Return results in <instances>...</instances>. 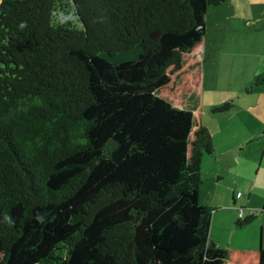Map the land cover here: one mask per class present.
Here are the masks:
<instances>
[{"label":"trees","instance_id":"16d2710c","mask_svg":"<svg viewBox=\"0 0 264 264\" xmlns=\"http://www.w3.org/2000/svg\"><path fill=\"white\" fill-rule=\"evenodd\" d=\"M221 2L0 0V264H264L200 201Z\"/></svg>","mask_w":264,"mask_h":264},{"label":"rangeland","instance_id":"374dc122","mask_svg":"<svg viewBox=\"0 0 264 264\" xmlns=\"http://www.w3.org/2000/svg\"><path fill=\"white\" fill-rule=\"evenodd\" d=\"M213 27L212 19L207 23L206 17L203 123L213 131L218 126L222 130L215 134L214 154L205 155L204 158L200 201L211 205L213 188L244 193L243 197L238 198L237 210H241L242 206L247 207L246 215L254 210L255 219L240 228L230 222L228 228L231 211L221 210L216 220L213 214L210 237L216 236L217 243L222 241L224 247L243 248L247 246L245 239L251 236L256 241L254 247H260L264 246V123L261 120L264 119V82L260 80L264 73L258 75L256 72L258 52L247 49V59L227 58V66L224 62L219 73V60L212 50L215 45ZM216 84L221 88L219 91ZM226 102L233 103L229 110L213 112L214 107ZM250 135L255 138L247 142ZM207 163L212 164L213 171L208 169ZM216 168L220 169V174H216ZM217 198L219 200L221 196ZM223 215L227 216L226 222L222 221Z\"/></svg>","mask_w":264,"mask_h":264},{"label":"crops","instance_id":"0c3cea01","mask_svg":"<svg viewBox=\"0 0 264 264\" xmlns=\"http://www.w3.org/2000/svg\"><path fill=\"white\" fill-rule=\"evenodd\" d=\"M214 8H209L207 13V23L212 19V24L214 25L215 33V45L212 49L217 54L219 60V73L222 72V67L224 62L227 66V58L230 60L236 57H243L244 59L248 58L247 51L251 50L252 52H258V59L256 60L257 74L264 73V0H222L220 5L213 6ZM232 36L231 38H229ZM212 46V44H211ZM259 46V47H258ZM247 49V51H246ZM257 58V53L255 54ZM218 73V72H217ZM219 79V78H218ZM217 91L221 89L216 84ZM214 91V89L212 90ZM264 123V119H262ZM262 123V124H263ZM220 128L215 127L214 131L209 128L211 132L213 142L215 134L218 131H221ZM254 136V135H253ZM250 135L247 137V142H250L255 137ZM215 145V144H214ZM205 158V156H204ZM204 158L201 164V172L204 166ZM208 169L213 171L211 163ZM216 174H220V169L216 168ZM220 177V176H218ZM240 192V191H238ZM201 196V192H200ZM217 196H221V199L218 200ZM244 196V193L241 197ZM201 199V198H200ZM211 207L214 211L213 214L214 220L219 215V212L222 211H231L230 220L227 222V227L230 228L231 224L235 223L237 228V220L239 219L240 209L237 210L238 198L237 191L234 189H228L227 191L219 190L218 188H213L212 190V199ZM243 207V206H242ZM247 208V207H246ZM213 220V217H212ZM220 221V218H219ZM222 221H227V216L223 215ZM244 227V226H243ZM212 240L217 243L216 236L212 237ZM221 240V239H220ZM247 246L243 248L255 249V239L249 236L245 239ZM218 245L223 246L222 241L217 243ZM257 244V243H256ZM227 247L243 249L242 247Z\"/></svg>","mask_w":264,"mask_h":264},{"label":"built area","instance_id":"2783aa9c","mask_svg":"<svg viewBox=\"0 0 264 264\" xmlns=\"http://www.w3.org/2000/svg\"><path fill=\"white\" fill-rule=\"evenodd\" d=\"M241 196H242V193L241 192H238L237 193V197L240 198ZM244 216H245V212H244L243 209H241V211H240V217L243 218Z\"/></svg>","mask_w":264,"mask_h":264},{"label":"clouds","instance_id":"9594fccd","mask_svg":"<svg viewBox=\"0 0 264 264\" xmlns=\"http://www.w3.org/2000/svg\"><path fill=\"white\" fill-rule=\"evenodd\" d=\"M38 219H40L41 221L43 220V217H38ZM5 221L7 222V223H12L13 221H12V218L11 217H8V216H6L5 217Z\"/></svg>","mask_w":264,"mask_h":264}]
</instances>
